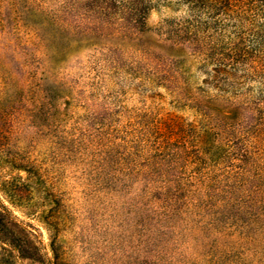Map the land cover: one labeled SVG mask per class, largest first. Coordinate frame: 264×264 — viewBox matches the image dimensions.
<instances>
[{"label":"rangeland","instance_id":"rangeland-1","mask_svg":"<svg viewBox=\"0 0 264 264\" xmlns=\"http://www.w3.org/2000/svg\"><path fill=\"white\" fill-rule=\"evenodd\" d=\"M97 5L0 0V264H264L263 18L229 68L186 5Z\"/></svg>","mask_w":264,"mask_h":264},{"label":"trees","instance_id":"trees-1","mask_svg":"<svg viewBox=\"0 0 264 264\" xmlns=\"http://www.w3.org/2000/svg\"><path fill=\"white\" fill-rule=\"evenodd\" d=\"M178 4L188 6L191 13V19L186 22L185 29L194 28L193 34H191V40H193L199 46H202V51L206 60L213 61L216 65L228 66L229 68L237 67L240 63V59L251 54L249 51H242L238 53L237 46L234 45L229 53L224 58L217 56L215 52V43H213L214 35H221L227 32V30H233L234 36L237 39L243 40L242 36L245 34L243 21L247 18H253V21L257 17L264 20V0H174ZM99 5L98 8L102 13L111 17L112 15L120 14L122 17L128 16L133 23V27L144 26V19L147 15L150 0H95ZM117 8L118 11H113L112 8ZM120 11V12H119ZM264 28V24H263ZM264 31V30H263ZM263 31L250 30L252 36L255 37L258 44L257 49L264 54V36ZM257 49H252L253 52ZM263 49V51L261 50ZM208 51V52H207ZM260 55V53L258 52ZM262 57V56H260ZM13 226L11 219L7 214L1 211L0 207V236L4 235L6 238L9 236V231ZM14 238V237H10ZM8 240V239H6ZM20 240V239H19ZM25 240V239H24ZM18 239H10L6 241L12 249L17 248L15 242ZM21 250V251H20ZM20 254L23 252L20 247Z\"/></svg>","mask_w":264,"mask_h":264}]
</instances>
